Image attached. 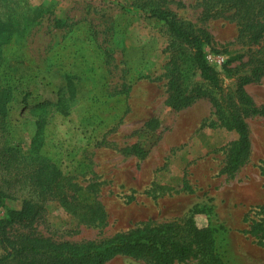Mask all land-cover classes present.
Wrapping results in <instances>:
<instances>
[{
  "label": "rangeland",
  "instance_id": "1",
  "mask_svg": "<svg viewBox=\"0 0 264 264\" xmlns=\"http://www.w3.org/2000/svg\"><path fill=\"white\" fill-rule=\"evenodd\" d=\"M142 1L209 33L206 62L223 97L237 100L238 82L250 74L249 45L229 17L203 21L201 0H0V141L13 149L14 172L27 174L25 192L36 198L49 188L30 173L55 165L81 187L72 204L95 201L105 211L104 226L85 225L51 187L41 219L19 230L82 243L168 224L190 241L193 229L208 228V255L180 264H264V244L249 233L261 219L264 227L257 208L264 204V118L244 115L249 152L227 172L237 136L214 114L217 91L185 58L186 92L204 95L187 107L168 104L170 62L188 51L172 46L163 22L136 7ZM243 89L254 106L264 104V75ZM154 121L153 132L147 125ZM136 146L144 157L132 152ZM21 204L4 197L0 219ZM104 264L155 263L116 255Z\"/></svg>",
  "mask_w": 264,
  "mask_h": 264
},
{
  "label": "trees",
  "instance_id": "2",
  "mask_svg": "<svg viewBox=\"0 0 264 264\" xmlns=\"http://www.w3.org/2000/svg\"><path fill=\"white\" fill-rule=\"evenodd\" d=\"M135 4V3H134ZM136 7L145 10L148 18L163 22L166 26L171 45L185 48L182 57L171 60L168 87L171 94L168 104L179 109L192 104L201 93L186 92L184 84V59H189L199 76L211 85L218 97H210L214 114L221 125L231 129L236 134L227 149L225 170L234 172L248 155L250 141L244 115L264 118V104L256 107L243 89L248 82H258L264 75V0H201V19L227 16L238 26V35L246 38L249 45L247 65L250 74L238 82L234 101L223 97V88L214 69L206 62L204 45L210 43L209 33L202 29L197 32L188 28L177 19L171 11L158 5H147L146 1ZM157 121L147 125L150 131H156ZM0 141V203L6 197L13 200L21 199L19 210H10L6 219H0V264H104L116 255L130 256L136 259H150L155 264H180L190 259L207 256L211 251L213 240L210 229H193L192 239L186 241L180 235L178 224L138 228L131 232L115 234L99 242L74 243L57 241L49 237L32 235L21 231L30 230L44 212V201L52 198L51 187L61 190L68 212L77 217L85 225L104 226L105 211L99 202H76V193L81 187L71 182L61 174L55 165L42 167L45 172L30 173L31 180L40 182L48 192L41 193L36 198L35 192L26 191L25 186L32 185L27 174L15 173L17 160L13 157V149ZM132 152L144 157L146 151L136 146ZM261 173L264 177V162ZM264 186V185H263ZM31 187V186H30ZM264 214V204L257 207ZM263 219L253 224L249 233L259 244H264ZM261 231L262 236L257 237Z\"/></svg>",
  "mask_w": 264,
  "mask_h": 264
}]
</instances>
